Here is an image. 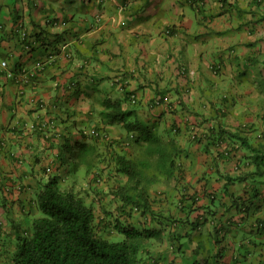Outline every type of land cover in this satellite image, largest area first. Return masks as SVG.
<instances>
[{
    "label": "crops",
    "instance_id": "obj_1",
    "mask_svg": "<svg viewBox=\"0 0 264 264\" xmlns=\"http://www.w3.org/2000/svg\"><path fill=\"white\" fill-rule=\"evenodd\" d=\"M9 2L0 6V264H14L50 178L79 194L80 177L114 198L124 181L105 142L137 151L134 132L105 126L108 100L182 149L181 178L141 184L155 219L138 212L131 224L159 232L141 264H188L190 255L194 264H264V0ZM101 146L109 159L99 171L67 167L82 148L100 160ZM156 187L165 191L153 198ZM103 219L95 214L100 235Z\"/></svg>",
    "mask_w": 264,
    "mask_h": 264
},
{
    "label": "trees",
    "instance_id": "obj_2",
    "mask_svg": "<svg viewBox=\"0 0 264 264\" xmlns=\"http://www.w3.org/2000/svg\"><path fill=\"white\" fill-rule=\"evenodd\" d=\"M107 111H102L105 126L121 125L131 134L136 156L118 154L115 156V176L122 175L126 181L112 188L113 196L120 201L117 207L120 217L114 219L111 231L120 234L121 241H109L96 228L94 208L75 192L62 190L57 177L44 185L38 196L40 217L33 220L28 235L17 236L14 264H141L142 251L146 242L154 238L151 231H141L129 221H122L127 212L145 215L151 211L148 200L149 190L142 187L153 178L144 174L153 167L159 177L170 180L182 177L180 157L182 149L177 140L159 133L154 125L127 122L117 102L106 101ZM232 137V135L230 134ZM213 141L221 142V130ZM115 147L123 141L110 142ZM92 149H94L92 147ZM100 177V176H99ZM99 177L97 180L99 181ZM152 219H155V214ZM109 229V228H108ZM109 231V230H108ZM214 260V259H213ZM203 264H210L207 260Z\"/></svg>",
    "mask_w": 264,
    "mask_h": 264
},
{
    "label": "rangeland",
    "instance_id": "obj_3",
    "mask_svg": "<svg viewBox=\"0 0 264 264\" xmlns=\"http://www.w3.org/2000/svg\"><path fill=\"white\" fill-rule=\"evenodd\" d=\"M9 3H10L9 0H0V6H2V5L10 6ZM66 144H67V146L64 147V158L68 159V157H70V154H71L72 145L69 142H67ZM105 144H107V141L105 142ZM107 146H108V144H107ZM117 147L118 148L113 146V148H112L114 150V156L118 155L119 153H122L121 151L117 150V149L121 150V146H117ZM102 149H103V152H100V154H101L99 156L100 160H98L97 155H95L96 154L95 149L82 148L81 150L78 151L77 155L71 156L72 163H70L69 166H67V167H69L70 170H72L74 167H76L77 171L80 173L85 172L86 169H88V168H90V169L92 168V170H95L96 172L99 171V168L102 166L99 161L103 160L106 163L109 159L108 152L105 151L103 147H102ZM97 151L99 153V150H97ZM128 153L131 154V155H129L130 157L137 155V152L135 153L132 149H130L128 151ZM68 161H69V159L67 160V163H68ZM105 166L110 167V165H108V164L107 165L105 164ZM114 168H116V165ZM144 174H146L149 177H159V174L157 173V171L153 167H151L149 169H145ZM103 175L106 177V173H104ZM99 176L100 175H97V178ZM105 177L100 176L99 181L96 182V187L99 188L98 192H100V193H102V191H103L100 184H103L102 186L104 187L105 182H107ZM118 178H121V177H118ZM116 180L120 181L121 183L123 181L124 182L126 181L125 177H123L122 181H121V179H117V178H116ZM102 181H105V182H102ZM83 183L85 184L84 180H82V178H80V177H77L76 184H75V188H76L75 190H79L80 191L79 194H82L83 196H85L83 198H84L87 205H90L89 200H91L92 202L94 201L93 202L94 203V214H97L98 218H100L101 216H104L103 223H102L101 227L103 229V227L107 226V228H109L108 229L109 231L107 233V231H104V229H103L102 231H104V233H102L103 234L102 236L109 241H121L123 237L120 234H118V233L115 234L114 232L111 231V227L113 228L112 224L114 223V219H116L117 217H120L119 216L120 214L118 213L119 208H117L120 205L119 199H117L115 197L112 198L110 196V194H107V197H104V196L101 197L98 194H95L91 188L90 189L85 188V185ZM106 186L107 185H105V187ZM162 191L164 192L165 190L161 189L159 187L158 188L156 187L155 189L152 190L153 193L151 195L153 196V198H156V196L163 195ZM150 208H151V211L153 212L154 210L152 209L151 205H150ZM136 213H138V212H133V214H131V216H130V213L127 212V214H126L127 217L126 218L122 217L121 220L124 222H126V220H127L130 223H136L137 217H138V215ZM138 227L141 231L143 230L142 226H138ZM158 234H159V232H154V236H157ZM192 259H193L192 255H190V259H189L188 264H194L193 263L194 260L192 261Z\"/></svg>",
    "mask_w": 264,
    "mask_h": 264
},
{
    "label": "built area",
    "instance_id": "obj_4",
    "mask_svg": "<svg viewBox=\"0 0 264 264\" xmlns=\"http://www.w3.org/2000/svg\"><path fill=\"white\" fill-rule=\"evenodd\" d=\"M132 100H133V101L136 100L134 96L132 97Z\"/></svg>",
    "mask_w": 264,
    "mask_h": 264
}]
</instances>
